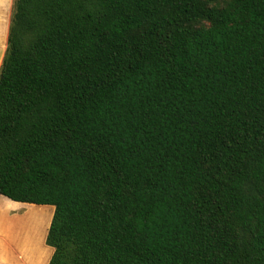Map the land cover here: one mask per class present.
Wrapping results in <instances>:
<instances>
[{
    "label": "trees",
    "instance_id": "obj_1",
    "mask_svg": "<svg viewBox=\"0 0 264 264\" xmlns=\"http://www.w3.org/2000/svg\"><path fill=\"white\" fill-rule=\"evenodd\" d=\"M0 194L47 264H264V0H13Z\"/></svg>",
    "mask_w": 264,
    "mask_h": 264
},
{
    "label": "crops",
    "instance_id": "obj_2",
    "mask_svg": "<svg viewBox=\"0 0 264 264\" xmlns=\"http://www.w3.org/2000/svg\"><path fill=\"white\" fill-rule=\"evenodd\" d=\"M13 0H0V65L6 48L8 27L10 22V6ZM46 205L20 202L0 194V264H47L53 253V248L46 245L45 236L52 209H48V217L32 215L34 224H42V231L32 234L28 239L23 233V228L17 225L25 219L28 212H46ZM32 233H35L32 231Z\"/></svg>",
    "mask_w": 264,
    "mask_h": 264
},
{
    "label": "rangeland",
    "instance_id": "obj_3",
    "mask_svg": "<svg viewBox=\"0 0 264 264\" xmlns=\"http://www.w3.org/2000/svg\"><path fill=\"white\" fill-rule=\"evenodd\" d=\"M12 6H13V1H12L10 8H9L10 14L12 13ZM46 206L49 207L46 209L47 210L46 212H41V213L28 212L25 219L17 222L18 223L17 225H19V228H23V233L27 236L28 239H32L34 237V235H32V234H36V232L38 233V235L36 234V236L40 235V232L42 231L41 229H42V226H43L44 220H45V218H42L43 222H42V224L39 225V229H38L37 225L34 224V222H33V219H32L33 214L34 215L37 214V216L41 215L42 217H46V216L48 217V209H52V213H51V217H52L54 207L52 205H46ZM50 220H51V218H50ZM32 231H34L35 233H32Z\"/></svg>",
    "mask_w": 264,
    "mask_h": 264
}]
</instances>
